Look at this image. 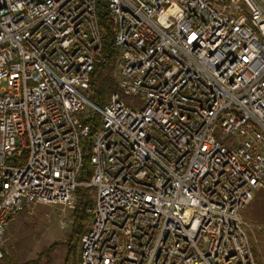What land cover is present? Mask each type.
<instances>
[{"label": "built area", "instance_id": "1", "mask_svg": "<svg viewBox=\"0 0 264 264\" xmlns=\"http://www.w3.org/2000/svg\"><path fill=\"white\" fill-rule=\"evenodd\" d=\"M102 1L118 92L99 107L98 0H0V260L11 218L85 186L79 264H256L240 212L264 192V0Z\"/></svg>", "mask_w": 264, "mask_h": 264}, {"label": "rangeland", "instance_id": "2", "mask_svg": "<svg viewBox=\"0 0 264 264\" xmlns=\"http://www.w3.org/2000/svg\"><path fill=\"white\" fill-rule=\"evenodd\" d=\"M121 100L136 109L142 105L139 96L121 94ZM89 115L92 113L86 108L81 116ZM252 197L240 216L256 264H264V192L254 190ZM71 211L62 205L39 204L11 218L3 242L7 261L1 259L0 264H63L67 251L65 242L71 231Z\"/></svg>", "mask_w": 264, "mask_h": 264}, {"label": "trees", "instance_id": "3", "mask_svg": "<svg viewBox=\"0 0 264 264\" xmlns=\"http://www.w3.org/2000/svg\"><path fill=\"white\" fill-rule=\"evenodd\" d=\"M97 21L101 34L102 59L94 65L93 71L90 74L89 86L93 91L90 101L99 107H103L110 95L118 92L113 72L119 56V49L114 44V28L108 17L106 3L102 0H98L97 4ZM86 124L90 128L89 136L91 138L100 124V118L98 115H94L86 120ZM83 146L85 151H89L87 140L83 143ZM91 174L92 165L90 159L88 156H84L77 181L79 183H88ZM74 198L75 204L70 214L72 218L71 231L65 242L67 251L63 264H79L80 241L91 224V215L87 211L91 209L95 201L94 191L84 186H79L75 189ZM51 249L52 247L49 251ZM2 259L3 261H7L4 252ZM26 264L34 263L27 262Z\"/></svg>", "mask_w": 264, "mask_h": 264}]
</instances>
